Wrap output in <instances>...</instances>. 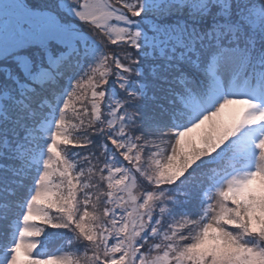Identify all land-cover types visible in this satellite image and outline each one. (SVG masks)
<instances>
[{
	"label": "snow or ice",
	"instance_id": "obj_1",
	"mask_svg": "<svg viewBox=\"0 0 264 264\" xmlns=\"http://www.w3.org/2000/svg\"><path fill=\"white\" fill-rule=\"evenodd\" d=\"M0 264H264V0H0Z\"/></svg>",
	"mask_w": 264,
	"mask_h": 264
},
{
	"label": "trees",
	"instance_id": "obj_2",
	"mask_svg": "<svg viewBox=\"0 0 264 264\" xmlns=\"http://www.w3.org/2000/svg\"><path fill=\"white\" fill-rule=\"evenodd\" d=\"M59 243H60V241H58V240L53 241L52 243L49 244V249H52V248L58 246Z\"/></svg>",
	"mask_w": 264,
	"mask_h": 264
},
{
	"label": "rangeland",
	"instance_id": "obj_3",
	"mask_svg": "<svg viewBox=\"0 0 264 264\" xmlns=\"http://www.w3.org/2000/svg\"><path fill=\"white\" fill-rule=\"evenodd\" d=\"M53 231H55V230H53Z\"/></svg>",
	"mask_w": 264,
	"mask_h": 264
}]
</instances>
